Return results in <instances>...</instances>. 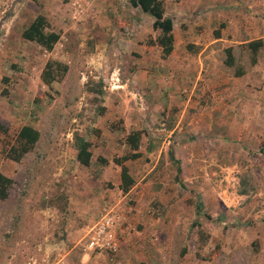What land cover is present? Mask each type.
Instances as JSON below:
<instances>
[{
    "label": "rangeland",
    "instance_id": "obj_1",
    "mask_svg": "<svg viewBox=\"0 0 264 264\" xmlns=\"http://www.w3.org/2000/svg\"><path fill=\"white\" fill-rule=\"evenodd\" d=\"M191 1L197 8L192 12L194 16L213 13V7L218 6L227 14L220 25L211 27L222 28L230 41L226 45H231L235 58L230 74L236 68L244 70L248 81L255 86L253 94L257 93L252 97L253 103L241 106L245 117L234 121V125L262 130L260 141L256 138L253 145L264 152V46L252 64L249 51L237 43L259 37L264 41V0ZM74 7L75 3L70 2L66 5L64 21L59 25L50 24L49 30L61 35L51 52L33 43L23 49V58H5L7 71L3 72L0 83V172L12 179L13 184L8 197L0 201V264H81L78 259L81 240L94 224L100 203L97 200L89 207L85 198L88 193L98 198L116 189L119 169L113 160H122V156L128 155L120 148L129 128L122 119L116 118L121 109L125 111V106L109 98L111 89L117 91L119 83L129 76L124 69L127 59L119 56L117 43L110 41L114 37L104 18L96 20L93 29H86L79 10L75 11ZM145 26L149 24L144 22ZM10 36L18 37L14 31ZM157 37L152 31L146 41L153 42ZM48 61L61 62L68 66V71L61 81L46 85L41 81V74ZM97 85L101 87L99 93ZM25 125L36 128L42 138L36 150L17 163L7 153L16 133ZM141 131L145 133L140 143L143 146L148 143L149 129ZM76 135L90 142L93 169L74 162ZM263 152L248 160L231 157L238 160V167L229 172L231 181L226 188L234 197L241 192L245 197L238 199L236 209H231L229 216L223 218L221 212H208L206 201L202 202L200 194L192 191L194 187L180 189L179 196L191 212H168L176 208L171 206L174 203L171 200L166 207L157 200L148 202L145 208L154 210V214H148V209L146 214L161 225H154L156 230L149 233H141L143 225L135 226L137 234L133 235L132 242L137 251L161 247L163 258L158 259L161 264H264V234L259 239L253 237V231L257 234L259 229L256 223L264 226ZM62 154L66 162H61ZM152 160L153 157L145 155L139 163L132 164L131 176L135 182L141 181L142 185L150 182L153 186L176 183L175 164L166 165L160 158L151 170ZM252 201L250 209L257 213V219L250 212L242 211ZM65 244L73 250L69 262L63 259ZM223 247H229V252L223 251ZM119 255L114 264H118ZM97 264L106 263L97 259Z\"/></svg>",
    "mask_w": 264,
    "mask_h": 264
},
{
    "label": "crops",
    "instance_id": "obj_2",
    "mask_svg": "<svg viewBox=\"0 0 264 264\" xmlns=\"http://www.w3.org/2000/svg\"><path fill=\"white\" fill-rule=\"evenodd\" d=\"M66 1L0 0V83L3 72L7 71L5 58L12 60L20 56L23 58V49L30 48L33 44L23 40L21 32L38 15H44L51 25H59L58 23L64 21L66 5L71 2L75 3L73 9L79 10L81 23L83 26L86 25V29H93L92 24L98 19L106 20L114 37L113 41L111 39L110 41L112 44L117 43L119 56L127 59V66L124 65V69L127 72L125 74H129L126 80L119 83L117 91L114 92L116 88H113L112 94L109 95L113 102L125 106V111L121 109L120 114L116 112L118 113L116 118L122 119L129 128L120 148L123 149L122 152L125 151L128 155L131 152L126 143V137L130 132L149 129L148 143L143 146L140 144L138 149L140 157L127 161L113 160L119 169L115 178L116 189L113 191L121 189V166L130 168L128 174L131 176L132 164L139 163L145 155L153 157L152 170L158 165L160 158L164 159L166 165L174 164L169 157L171 152L173 158L179 161L181 169L179 180H175L174 184L164 183L163 186H159L156 183L153 186L147 182L142 185L141 181L133 180L127 191L136 200L137 210L119 232L121 257L118 264L139 262L155 264L160 262L158 259L163 258L161 247L155 246L150 250L138 252V248L132 242L133 235L137 234L136 225H143L141 233H149L156 230L154 225H161L146 214L145 211L149 208H145V205L148 202L157 200L159 205L166 207V203L171 200L174 202L171 206L176 208L168 212H191L179 196L180 189L194 187L195 190L192 191L200 194L202 202L206 201L204 204H207L208 212H221L224 218L230 215L231 209L233 211L236 209L238 199L245 197L244 192L234 197L226 186H230L229 172L238 167V160L231 157L235 155L248 160L251 156L261 155L258 152L262 149H256L253 143L256 138L260 141L262 130L234 125V121L245 117L241 106L254 102L252 97L257 94H253L255 86L248 81L246 73L235 76L233 73L230 74L229 68L224 65V49L231 46L226 45L230 41L224 36L222 28L219 30L220 37L215 38L213 32L217 28L211 27L220 25L227 17L221 6L213 7V13L194 16L192 12L197 8L191 0H162L165 15L173 20L174 38L172 52L163 57L162 48L156 40L146 41L152 31L159 35V31H154L153 28L152 31L149 30L153 19L138 8L132 7L129 0H69L67 3ZM144 22L149 24V27H144ZM13 31L17 33V38L10 36ZM91 32L94 34L92 30ZM83 35L87 36V32H83ZM262 38H246L237 43L244 45ZM154 123H158V126ZM144 134L142 133L140 143ZM35 147H38V143ZM73 159L80 165L75 154ZM60 160L66 162L67 158L62 154ZM111 164L113 165L110 162ZM92 166L94 167L93 156L88 167L93 169ZM218 179L221 180L220 183ZM81 187L83 188L82 183ZM132 188H136V193ZM110 191L105 196L104 193L100 194L98 198H95V194L88 193L85 201L90 207L91 203L99 200L100 208L104 198L114 194ZM184 196L186 197V194ZM253 203L254 201L247 203L242 211L250 212L254 219H257V213L250 209ZM152 211L154 214V210ZM237 212L239 213V209ZM214 215L211 214L213 219ZM256 225L259 229L257 234L255 230L253 231V237L259 239L260 235L264 234V226H258L259 223ZM82 246L84 243L81 240V252L78 253L80 258L76 255L79 263L97 264V259H101L102 262L109 264L104 257L86 253ZM64 247L63 259L69 262V255L73 250L67 248L66 244ZM225 249L229 252V247L222 248L223 251Z\"/></svg>",
    "mask_w": 264,
    "mask_h": 264
},
{
    "label": "trees",
    "instance_id": "obj_3",
    "mask_svg": "<svg viewBox=\"0 0 264 264\" xmlns=\"http://www.w3.org/2000/svg\"><path fill=\"white\" fill-rule=\"evenodd\" d=\"M132 7L138 8L142 13L148 15L153 19L152 28L154 31H159L156 42L162 48V56L167 57L173 50V20L171 17L165 15L164 4L162 0H129ZM50 24L44 15H38L29 25L22 31L21 37L23 40L35 43L46 52H51L60 39V33L49 30ZM215 38L220 37V31L213 32ZM245 48L249 51L252 57V64L255 63V58L260 49L264 46L262 39L253 40L244 44ZM225 60L224 65L227 68H233L235 65V58L233 56L232 47L224 49ZM68 71V66L57 61H48L41 74V81L48 85L52 82H59ZM235 76H242L244 70L235 69ZM97 92L101 90L100 85H97ZM142 131H132L126 137V143L131 151L128 156L122 158L123 161L134 160L141 156L138 152ZM40 140V132L32 126H22L16 133L14 144L9 148L7 157L14 161L20 162L26 154L31 152L38 141ZM91 144L81 136L74 137V154L77 162L83 166L88 167L91 160ZM263 152V150H261ZM170 160L177 165L175 180H179L181 169L179 161L175 160L171 152H169ZM116 163V161H115ZM13 184V180L6 177L0 172V201L8 197L9 189ZM133 184V179L128 174V169L121 166V185L122 191L127 192ZM185 251V250H184ZM184 255V252H182ZM137 264H147L139 262Z\"/></svg>",
    "mask_w": 264,
    "mask_h": 264
},
{
    "label": "built area",
    "instance_id": "obj_4",
    "mask_svg": "<svg viewBox=\"0 0 264 264\" xmlns=\"http://www.w3.org/2000/svg\"><path fill=\"white\" fill-rule=\"evenodd\" d=\"M132 191L136 193V188H132ZM136 210V200L128 192L118 189L113 195L106 196L94 224L82 238L83 250L104 257L109 264H114L120 256L119 232L124 229ZM147 213L152 215L153 211L148 209Z\"/></svg>",
    "mask_w": 264,
    "mask_h": 264
}]
</instances>
